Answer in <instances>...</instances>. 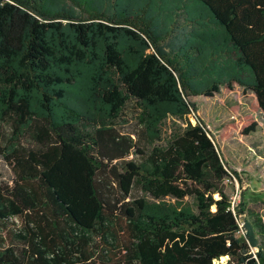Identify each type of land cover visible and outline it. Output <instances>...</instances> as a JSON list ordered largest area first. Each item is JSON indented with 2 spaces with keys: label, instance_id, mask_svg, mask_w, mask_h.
Instances as JSON below:
<instances>
[{
  "label": "trees",
  "instance_id": "16d2710c",
  "mask_svg": "<svg viewBox=\"0 0 264 264\" xmlns=\"http://www.w3.org/2000/svg\"><path fill=\"white\" fill-rule=\"evenodd\" d=\"M73 1L79 13L0 0V120L14 127L0 144L14 173L0 180V225L20 239L0 242V264H264V223L240 234L230 168L188 117L191 96L240 85L260 120L228 122L224 138L264 125V0H197L171 39L147 6ZM131 100L148 149L111 126ZM169 116L186 126L155 144Z\"/></svg>",
  "mask_w": 264,
  "mask_h": 264
},
{
  "label": "rangeland",
  "instance_id": "374dc122",
  "mask_svg": "<svg viewBox=\"0 0 264 264\" xmlns=\"http://www.w3.org/2000/svg\"><path fill=\"white\" fill-rule=\"evenodd\" d=\"M56 10H71L79 13L80 9L73 0H49ZM96 5L104 11L112 13L115 4L130 7L134 10L147 6L150 16L154 18L155 26L165 38L183 35V27L189 16L186 9L196 7L197 0H94ZM168 34V36L166 35ZM190 100L196 103L197 110L189 114V119L196 122V116L201 118L210 130L211 136L220 147L222 155L230 168L231 176L227 181V191L235 201L236 208L244 207L245 213L241 216L244 231L247 232V222L255 217L264 223V125L250 135H242L238 125L231 124V133L225 139L223 125L235 122L242 117L254 114L260 120L259 113L252 111L255 102L253 91L246 90L240 85L228 88L224 85L215 91L212 96L204 94L191 96ZM142 108L133 100L129 101L120 116L111 124L123 134L132 136L140 147L148 149L145 138V126L141 120ZM186 126V118L169 116L158 123L157 132L161 140L155 144L165 142L174 130ZM227 127V125L225 126ZM14 127L9 122L0 120V144L13 135ZM21 139L29 140V133L23 130ZM237 172L235 174V172ZM14 173L11 166L0 158V180L12 183ZM142 192L135 186L132 198H137ZM170 202L175 199L168 198ZM191 200V199H190ZM189 200V201H190ZM22 226V223H21ZM13 225H0V242L6 245L20 243V239L12 232ZM19 228V226H18ZM256 249V247H254ZM227 257L216 260V264H225Z\"/></svg>",
  "mask_w": 264,
  "mask_h": 264
},
{
  "label": "built area",
  "instance_id": "2783aa9c",
  "mask_svg": "<svg viewBox=\"0 0 264 264\" xmlns=\"http://www.w3.org/2000/svg\"><path fill=\"white\" fill-rule=\"evenodd\" d=\"M228 179H227V181H228ZM232 209L236 213V205H235V201H233V200H232ZM241 216L242 215H240L239 218H238V222H239V226H240L239 232H240V234H245V231H244L245 222L242 221ZM256 250L257 249H254V251H256Z\"/></svg>",
  "mask_w": 264,
  "mask_h": 264
},
{
  "label": "bare ground",
  "instance_id": "6f19581e",
  "mask_svg": "<svg viewBox=\"0 0 264 264\" xmlns=\"http://www.w3.org/2000/svg\"><path fill=\"white\" fill-rule=\"evenodd\" d=\"M224 258V257H223Z\"/></svg>",
  "mask_w": 264,
  "mask_h": 264
}]
</instances>
